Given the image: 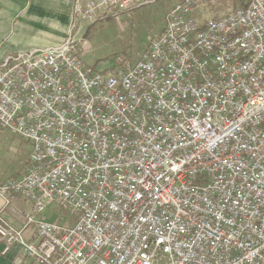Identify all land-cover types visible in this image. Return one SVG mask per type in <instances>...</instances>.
<instances>
[{
	"label": "built area",
	"instance_id": "built-area-1",
	"mask_svg": "<svg viewBox=\"0 0 264 264\" xmlns=\"http://www.w3.org/2000/svg\"><path fill=\"white\" fill-rule=\"evenodd\" d=\"M157 1L74 0L61 45L0 63V131L30 146L23 173L0 179L5 208L29 206L20 230L0 215L3 254L264 264V0L204 21L201 0H175L139 59L84 63L75 28Z\"/></svg>",
	"mask_w": 264,
	"mask_h": 264
},
{
	"label": "rangeland",
	"instance_id": "rangeland-1",
	"mask_svg": "<svg viewBox=\"0 0 264 264\" xmlns=\"http://www.w3.org/2000/svg\"><path fill=\"white\" fill-rule=\"evenodd\" d=\"M175 0H158L132 12L113 14L90 27L75 28V39L84 49L86 65L104 72L114 67L117 55L137 60L165 24V16ZM242 0H201L200 20H210L233 12ZM239 3V4H238ZM30 146L8 131H0V179L23 173ZM2 175V176H1ZM47 219L67 225L73 221L65 209L52 208ZM51 217V218H50Z\"/></svg>",
	"mask_w": 264,
	"mask_h": 264
},
{
	"label": "crops",
	"instance_id": "crops-1",
	"mask_svg": "<svg viewBox=\"0 0 264 264\" xmlns=\"http://www.w3.org/2000/svg\"><path fill=\"white\" fill-rule=\"evenodd\" d=\"M73 6L74 0H0V63L19 52L61 45L70 32ZM10 177L14 176L7 178ZM28 211L29 206L21 200L8 209L0 199L1 218L16 230L22 228L24 213ZM32 233L30 228L26 238L30 239ZM2 251L0 243V264H29L19 246H13L6 254Z\"/></svg>",
	"mask_w": 264,
	"mask_h": 264
}]
</instances>
